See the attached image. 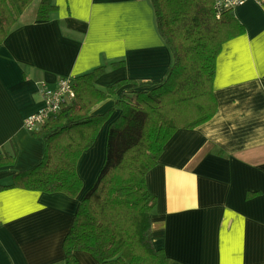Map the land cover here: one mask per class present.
<instances>
[{
  "label": "crops",
  "instance_id": "1",
  "mask_svg": "<svg viewBox=\"0 0 264 264\" xmlns=\"http://www.w3.org/2000/svg\"><path fill=\"white\" fill-rule=\"evenodd\" d=\"M54 2L48 19L31 14L0 42V152L17 148L13 161L0 166V181L42 158L43 138L24 125L45 104L42 83L54 86L106 64L98 87L134 78L148 88L172 61L150 0ZM233 11L245 30L217 55V111L195 127L176 129L146 175L156 196L152 240L167 264H264V4L245 0ZM109 123L77 160L76 194L0 190V264H66L63 239L103 164ZM74 253L79 264H102L89 251Z\"/></svg>",
  "mask_w": 264,
  "mask_h": 264
},
{
  "label": "trees",
  "instance_id": "2",
  "mask_svg": "<svg viewBox=\"0 0 264 264\" xmlns=\"http://www.w3.org/2000/svg\"><path fill=\"white\" fill-rule=\"evenodd\" d=\"M32 1L0 0V42ZM150 2L157 30L172 55L163 79L145 88L143 81L120 78L101 88L96 79L106 64L72 77L74 97L57 115L30 130L44 140L42 158L18 170L10 181H0V190L23 187L76 194L82 186L77 160L118 109L107 130L103 164L64 236L66 264H79L77 249L89 251L102 264H167L164 249L152 240L156 196L146 175L176 129L195 127L217 111V55L226 40L245 30L233 8L217 9L214 0ZM56 9L54 0H39L35 18L48 19ZM113 97L108 108L94 110ZM16 152L15 144L3 149L0 166L10 164Z\"/></svg>",
  "mask_w": 264,
  "mask_h": 264
},
{
  "label": "built area",
  "instance_id": "3",
  "mask_svg": "<svg viewBox=\"0 0 264 264\" xmlns=\"http://www.w3.org/2000/svg\"><path fill=\"white\" fill-rule=\"evenodd\" d=\"M245 0H214L217 9L233 8ZM261 3L264 0H258ZM72 77H61L54 86H48L45 83L40 85V91L44 97L45 104L40 110L28 115L24 120V125L28 130L37 128L48 117L57 115L64 103H67L74 97L72 88Z\"/></svg>",
  "mask_w": 264,
  "mask_h": 264
},
{
  "label": "rangeland",
  "instance_id": "4",
  "mask_svg": "<svg viewBox=\"0 0 264 264\" xmlns=\"http://www.w3.org/2000/svg\"><path fill=\"white\" fill-rule=\"evenodd\" d=\"M38 2H39V0H33L29 5H28V7L25 9V11L23 12V14L21 15V17H20V19L22 20V19H24L25 17H27V16H30L31 14H34L35 13V11H36V8H37V4H38ZM111 99H114V97L113 98H111ZM118 109H114V111L110 114V116H109V118H107L105 121H110V120H112L113 118H115L117 115H116V111H117ZM98 135H100V133H98ZM97 171H98V169H97ZM96 174H98V172L96 173ZM96 179V178H95ZM82 180V179H81ZM86 181H89L88 179H86ZM95 181V180H94ZM94 181L92 182V184L94 183ZM92 184H90L88 187H86L85 188V190H87ZM84 190V191H85Z\"/></svg>",
  "mask_w": 264,
  "mask_h": 264
}]
</instances>
